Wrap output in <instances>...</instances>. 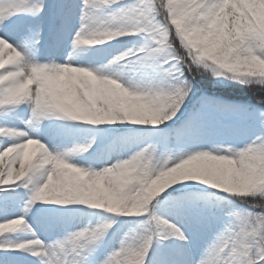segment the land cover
<instances>
[{
  "label": "snow or ice",
  "instance_id": "6c2138e0",
  "mask_svg": "<svg viewBox=\"0 0 264 264\" xmlns=\"http://www.w3.org/2000/svg\"><path fill=\"white\" fill-rule=\"evenodd\" d=\"M262 6L264 0L66 2L53 17L56 36L65 32L77 8L80 26L73 37V53L64 63L37 59L39 32L33 33L31 27L18 44L0 35V112L24 101L30 108L25 129L0 126V136L12 138L0 148V185L20 182L28 189L25 210L36 201H47L41 193L48 192L66 194L57 204L91 206L87 196L118 205L116 210L96 209L145 214L129 222L134 226L118 246L95 261L90 258L112 234L117 217L49 243L35 235L25 215L6 218L0 221V236L24 227L32 238L5 239L0 249L29 252L40 264H264V32L249 19ZM47 7L45 0H0V25L18 14L38 17ZM241 19L247 21L243 27ZM97 34L109 38L89 43ZM129 35L142 42L106 64L92 68L72 63L81 46ZM113 65H120V70L114 71ZM125 70L139 78H126ZM209 77L216 84L233 81L245 86L255 102L208 95L199 85ZM57 115L92 125L127 121L153 127L122 134L138 135L145 142L127 158L97 170L72 161L74 153L93 147L95 137L61 152L50 151L27 131L35 132L46 118ZM241 135L251 139L240 147L225 146V141ZM205 143L211 144L210 150L203 149ZM189 145L201 147L184 151ZM173 147L181 151L173 155ZM178 169L186 174L177 175L162 191L151 190L159 176ZM209 176L213 178L206 179ZM182 180L202 181L240 199L251 195L257 201L253 208L259 211L238 210L229 196H194L188 191L191 185L158 195ZM238 180L247 181L245 191L233 189ZM11 198L7 191L0 196L5 201ZM206 232H212V238L197 255L192 241ZM177 242L182 259L170 251ZM13 255L5 252L6 257Z\"/></svg>",
  "mask_w": 264,
  "mask_h": 264
},
{
  "label": "rangeland",
  "instance_id": "374dc122",
  "mask_svg": "<svg viewBox=\"0 0 264 264\" xmlns=\"http://www.w3.org/2000/svg\"><path fill=\"white\" fill-rule=\"evenodd\" d=\"M80 0H45L48 6L46 11L38 17H33L27 14L16 15L11 22L7 25H0V35H6L13 44L22 42L23 36L27 33L29 27L32 32H39L40 43L37 45L39 53L37 59L40 61H56L62 63L58 56V47L73 46V37L76 30L80 26L79 16L74 17L66 28L65 32L60 36H56V27L53 22V17L56 14L57 8L66 2L76 3ZM264 18L263 6L256 9L255 12L249 17L254 21V27L260 30L261 20ZM231 19V18H230ZM241 19L239 22H241ZM70 29V31H69ZM261 31V30H260ZM122 41H114L110 44L109 41H105L101 45H88L81 46L82 50L77 51V57L81 61L80 63L85 66L95 68L101 64H106L114 55L127 48H133L138 46L142 42L141 37L132 35L130 38L121 37ZM55 51V53H53ZM120 65H113L114 71L120 70ZM127 67V66H126ZM125 77H131L136 80L139 78L138 74L132 73L130 70H125ZM226 100L225 97L220 96ZM237 101V100H234ZM240 102V101H237ZM242 103V102H241ZM10 111L3 113L0 112V123L1 126L7 125L8 127H14L17 129H25V121L28 119L30 114V108L27 101L21 102L18 106H6ZM131 123V122H130ZM109 124L104 123L100 125H92L87 121H71L63 116H52L48 121H43L39 125L38 129L34 132L31 129H27L30 135L38 136L41 142L49 148L50 151H64L68 148L73 147L75 144H79L78 137L81 135L88 136L89 139L92 137L96 138V143L93 147L85 152L74 153L72 161L78 165L88 166L87 155L99 149H105V159L103 164H99L94 169L99 170L104 166H109L116 161L127 158L130 154L134 153L138 148L143 146L145 141L138 135H122L129 132H139L144 129H150L153 126L137 125L131 123L126 129L121 130L119 133L109 132ZM63 126H71L69 128ZM100 130H108L105 134ZM258 131V130H257ZM247 139L251 137L239 136L235 140L225 141V146L229 143H234L236 147L242 146ZM12 142V138L0 136V148L7 146ZM215 143V142H214ZM200 145H189L184 151L192 152L200 148ZM204 150H210L211 144L205 143L203 146ZM170 151L173 155H177L181 150L178 148H171ZM186 185L192 187L188 189L194 196H212V192L208 189L211 185H205L202 181L194 180H182L169 185L161 194L164 195L169 189H181ZM30 185L29 187H31ZM4 191H15L17 195V210L7 215L6 218H14L20 215H25L28 224L31 225L35 232V235L39 237L45 243L52 242L56 239L63 238L68 232L76 231L85 227L86 225H93V221L96 215L104 214L105 218L117 217L118 223L114 225L112 234H109L104 240L103 244L95 251L93 256L90 258L95 261L96 259L103 258L112 248L117 247L119 241L123 238L124 234L129 230V227L134 226L129 222H133L144 218L145 214L141 216H128L122 214L109 213L106 209H96L90 205L73 202L70 204H57L53 201H36L30 208L25 210V204L30 198L28 189H25L20 182H16L13 185H7L3 188ZM184 190V189H181ZM259 194V193H257ZM176 195H179L177 193ZM217 196L216 194H214ZM159 207V206H158ZM239 210H249L247 208H240ZM5 218V219H6ZM227 220V218H225ZM123 226V227H122ZM191 235V232H189ZM32 238V233L26 228L21 227L16 232L5 233L0 236V241L3 242L5 239L12 241L27 240ZM212 238V232H206L203 234H197L193 243V249L198 255L207 243ZM167 243V242H166ZM177 258H183V249L177 242L171 249ZM5 252L15 253L13 256H7L8 260L15 262V264H40L39 258L31 255V253L19 250V249H5Z\"/></svg>",
  "mask_w": 264,
  "mask_h": 264
},
{
  "label": "trees",
  "instance_id": "16d2710c",
  "mask_svg": "<svg viewBox=\"0 0 264 264\" xmlns=\"http://www.w3.org/2000/svg\"><path fill=\"white\" fill-rule=\"evenodd\" d=\"M201 90L206 91L208 95H221L225 97L235 98L238 100H242L244 102L254 103V98L252 97V94L247 90V88L243 85L238 84L237 82L228 81L226 84H216L213 82L212 78H206L201 85H199ZM189 107H191V104H189ZM167 123H171L170 121ZM127 121H117L111 123V130L110 131H118L120 129H123L125 126H127ZM160 126H164L163 124ZM88 140L87 138H82V143H86ZM103 152L101 151H95L90 154L89 156V162L92 164H96L102 160ZM2 186L0 185V190L2 189ZM209 189L213 193H217L220 196H229L233 198V202L235 203L237 208L240 207H247L253 211H259L258 208H253V203L257 202L253 199L251 195L247 197V199H240L236 196V194H229L224 192L222 189H216L213 186H210ZM173 189L167 190V192H171ZM159 196H162L161 194H158ZM257 198L259 197V194H256ZM13 208V201L12 198L9 200H3L0 199V221L3 220L4 215L8 213L9 210ZM106 218L101 214L97 215L95 218V222L97 221H104ZM3 249H0L2 251ZM6 262H9L0 254V264H6Z\"/></svg>",
  "mask_w": 264,
  "mask_h": 264
},
{
  "label": "clouds",
  "instance_id": "9594fccd",
  "mask_svg": "<svg viewBox=\"0 0 264 264\" xmlns=\"http://www.w3.org/2000/svg\"><path fill=\"white\" fill-rule=\"evenodd\" d=\"M247 24V21L242 20L239 22V26L243 27ZM260 30L261 32H264V18L261 20L260 24ZM109 37L103 35V34H97L89 43H101L103 40L108 39ZM261 70H264V65L261 66ZM186 173L180 171L179 169L176 170L175 172H170L164 175H161L158 177L156 182L152 185L151 190L152 191H162L164 187L168 184H170L177 175H184ZM213 177H206V179H212ZM233 189L239 192H243L248 188V183L245 180H238L234 181L232 185ZM42 196L46 197L47 201H53L56 202L59 199L66 198V194H51L48 192H42ZM85 199L91 204L92 207H105L108 208L109 210H116L118 208V205L115 202H111L109 200H104V201H94L89 199L87 196H85ZM126 212L127 209H124Z\"/></svg>",
  "mask_w": 264,
  "mask_h": 264
},
{
  "label": "bare ground",
  "instance_id": "6f19581e",
  "mask_svg": "<svg viewBox=\"0 0 264 264\" xmlns=\"http://www.w3.org/2000/svg\"><path fill=\"white\" fill-rule=\"evenodd\" d=\"M75 4H79V1H77ZM77 16H79V9H78V8L76 9L73 18H74V17H77ZM130 37H132V35H129V36H127L126 38H130ZM122 40H124V39H122V38H114L113 40L109 41V43L112 44V43H114V41H122ZM63 53H65V54H64V56L62 57V54H63ZM70 53H73V46L68 45V46H64V47H62V48L58 47V56L62 57V58L60 59V61H61L62 63H64V62L68 59ZM76 53H77V51H76L75 54L73 55L72 63H73L74 65H78V66H85L84 64L80 63L81 61H80L79 58L77 57V54H76Z\"/></svg>",
  "mask_w": 264,
  "mask_h": 264
}]
</instances>
